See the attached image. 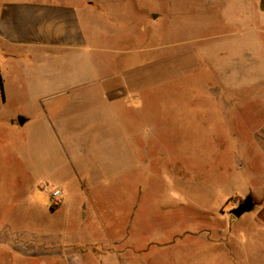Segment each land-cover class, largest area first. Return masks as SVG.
<instances>
[{
    "label": "rangeland",
    "instance_id": "rangeland-1",
    "mask_svg": "<svg viewBox=\"0 0 264 264\" xmlns=\"http://www.w3.org/2000/svg\"><path fill=\"white\" fill-rule=\"evenodd\" d=\"M91 5L93 41L107 46L101 54L106 65L92 66V72L96 67L106 74L97 89L122 91L117 119L123 128L112 136L138 142V159L119 174L121 193L106 185L108 177L80 192L77 172L105 159L98 149L84 156L76 148V155L61 162L34 134L13 150L9 143L15 140L1 131L0 264H20L15 256L25 249L20 239L42 232L107 240L93 243L90 251H116L126 261L137 255L134 264H216L219 253L237 264L244 221L264 205V196L252 194L257 212L240 219L231 213L249 195L240 192L243 182L259 172L249 165L259 162L251 140L264 122L259 108L264 67L255 65L257 60L249 67L229 66L227 52L228 46H258L264 23L257 5L248 11L242 3L233 9L237 5L229 0H92ZM135 117L138 128L126 127ZM111 133L91 131L90 138ZM64 180L67 199L64 195L53 206L50 193L61 190ZM120 229L122 242L110 243Z\"/></svg>",
    "mask_w": 264,
    "mask_h": 264
},
{
    "label": "crops",
    "instance_id": "crops-1",
    "mask_svg": "<svg viewBox=\"0 0 264 264\" xmlns=\"http://www.w3.org/2000/svg\"><path fill=\"white\" fill-rule=\"evenodd\" d=\"M229 1L237 5L233 9L242 3L243 11H248L251 4L257 5L264 23V0ZM91 3L92 0H0V132L15 140L9 143L13 150H18L27 135L34 134L38 142L54 148L61 162L66 156L76 155V148L84 156L87 152L96 154L98 149L105 159L89 170L86 165L78 170V190L83 192L93 187L94 179L99 182L97 178L108 177L112 181L106 185H114L111 188H116L113 192L118 194L123 180L119 174L138 159V142L133 138H113V130L123 128L117 119V109L122 112L123 93L97 89L106 81V74L97 73L96 67L92 72V66L106 65L101 54L106 53L107 46H96L93 41L97 40V31L92 34ZM258 34V46H228L229 66L249 67L253 65L251 61L257 60L255 65L264 67V27L258 28ZM259 108L264 113V93L260 94ZM19 117L26 120L22 126L17 121ZM134 125L138 128L136 117L126 123V127ZM102 130L112 131L111 137L90 138L91 131ZM251 142L259 162L257 167L250 163L249 169L259 172L247 175L249 184L244 181L240 192L264 196V122L254 130ZM235 178L231 177L230 186ZM82 181H86V187ZM65 183L66 180L59 187L67 199L69 189ZM254 201L252 212H257L259 204L255 198ZM245 222L248 225L241 236L242 252L235 258L237 264H264V205L258 215ZM114 234L110 243H121L122 229ZM97 238L42 232L20 239L25 249L15 256L21 257L20 264H134L133 259H138L136 255L126 261L116 251L103 255L91 252L93 243L107 241ZM218 255L216 264H236L234 258L227 256L224 261L226 254ZM14 258L11 259H17Z\"/></svg>",
    "mask_w": 264,
    "mask_h": 264
},
{
    "label": "water",
    "instance_id": "water-1",
    "mask_svg": "<svg viewBox=\"0 0 264 264\" xmlns=\"http://www.w3.org/2000/svg\"><path fill=\"white\" fill-rule=\"evenodd\" d=\"M18 123L19 125H24V123L26 122V120L22 117L18 118ZM255 201L252 195H247L246 198L237 206V208H235L234 210H232V214L240 219L242 216H244L247 213H250L254 210L255 208Z\"/></svg>",
    "mask_w": 264,
    "mask_h": 264
},
{
    "label": "built area",
    "instance_id": "built-area-1",
    "mask_svg": "<svg viewBox=\"0 0 264 264\" xmlns=\"http://www.w3.org/2000/svg\"><path fill=\"white\" fill-rule=\"evenodd\" d=\"M64 199V193L62 190L60 189H57V190H53L51 193H50V201H51V204L53 206H58L62 203Z\"/></svg>",
    "mask_w": 264,
    "mask_h": 264
}]
</instances>
